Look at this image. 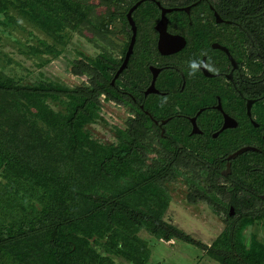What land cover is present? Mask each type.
<instances>
[{"label":"flooded vegetation","instance_id":"1","mask_svg":"<svg viewBox=\"0 0 264 264\" xmlns=\"http://www.w3.org/2000/svg\"><path fill=\"white\" fill-rule=\"evenodd\" d=\"M79 3L95 26L64 53L70 85L96 87L87 127L112 134L97 138L105 145L128 132L132 171L199 224L264 238V0ZM190 60L201 62L195 74Z\"/></svg>","mask_w":264,"mask_h":264},{"label":"trees","instance_id":"2","mask_svg":"<svg viewBox=\"0 0 264 264\" xmlns=\"http://www.w3.org/2000/svg\"><path fill=\"white\" fill-rule=\"evenodd\" d=\"M91 8L79 0H0V41L18 43L9 28L20 16L52 41L38 40L56 57L72 32L94 28L85 16ZM20 46L27 56L38 50ZM1 55L0 264H176L153 255L157 242L171 239L192 264H264V240L250 231L223 230L207 244L168 223V196L132 171L139 155H131L128 132L105 145L87 127L99 110L93 84L43 73L25 79L31 71L20 77L7 68L13 58Z\"/></svg>","mask_w":264,"mask_h":264},{"label":"rangeland","instance_id":"3","mask_svg":"<svg viewBox=\"0 0 264 264\" xmlns=\"http://www.w3.org/2000/svg\"><path fill=\"white\" fill-rule=\"evenodd\" d=\"M18 19L19 25L9 28V30L12 32V36L17 39L18 43H14L11 39H9V36H3L0 41L1 51L3 53H8L9 56L13 58L15 63H18H9L7 65L8 70L13 69V71L15 70L20 77H24V75L27 73L26 69H29L31 73L28 77H25V79H35L36 77L40 76V73H43L42 76L50 80H57L60 83H76V78L73 76V74H71L70 71H68L69 66L67 63V57L72 58L74 56L73 51L64 53L66 49L62 50L56 57H50L49 54H44V47L41 43H39L38 40L46 39V42L48 43L52 41L49 42L48 37H46L43 31L38 27L32 26L20 16H18ZM70 38L71 42L68 46L70 49H73V47L77 46V43L79 41H82L79 40V33L77 31L72 32ZM20 45L35 46V48L38 50L36 54L27 56L24 52L27 46L24 47ZM55 46L57 49L61 48L59 44H55ZM2 52L0 53V60L3 58L1 55ZM46 57H50V61L44 63V65H41ZM90 129L93 133V136L96 138H104L103 140L110 141V138L112 137V134H104L103 129H99V127H96L94 125L91 126ZM201 216L207 221H210L206 214H201ZM169 217H171V223L174 224L175 227L183 230L185 233L207 244H209V242L213 240L221 231L219 229H212L206 224H199L198 222H196L197 220L192 219L191 215L180 210L176 205H173L171 203L167 204L164 218L168 220ZM141 235L146 239L153 240L152 237H149L150 235L144 232H142ZM260 239L264 240L263 237ZM184 254L185 253L183 252V249L180 248V244L177 243L174 239H171L170 241L161 240L157 242L156 246L153 248V255L155 257L159 259L170 258L171 260H173L171 262L175 261L176 264H189L191 262V259L194 258L192 255L189 256L187 254ZM177 255H182V259L177 261V259H175ZM202 264L209 263L202 261ZM211 264L216 263L212 262Z\"/></svg>","mask_w":264,"mask_h":264},{"label":"clouds","instance_id":"4","mask_svg":"<svg viewBox=\"0 0 264 264\" xmlns=\"http://www.w3.org/2000/svg\"><path fill=\"white\" fill-rule=\"evenodd\" d=\"M188 67L191 71V74H195V72L198 71L199 68L201 67V62L196 61V60H190L188 62ZM206 67H208L209 71H215V69L211 67L210 65H206Z\"/></svg>","mask_w":264,"mask_h":264},{"label":"water","instance_id":"5","mask_svg":"<svg viewBox=\"0 0 264 264\" xmlns=\"http://www.w3.org/2000/svg\"><path fill=\"white\" fill-rule=\"evenodd\" d=\"M135 6H136V5H134V6L129 10V13H128V14H130V12L135 8ZM129 19H130V15H129ZM130 21H131V23H133L131 19H130ZM134 39H135V35H132L131 40H130V43H129L128 51H127V54H126V60H127L128 55H129L130 52L132 51V46H133V43H134ZM125 62H126V61H125ZM123 66H124V65H123Z\"/></svg>","mask_w":264,"mask_h":264}]
</instances>
